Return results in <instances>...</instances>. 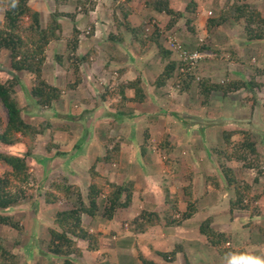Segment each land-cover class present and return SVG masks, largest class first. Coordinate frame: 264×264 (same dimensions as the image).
Instances as JSON below:
<instances>
[{
	"label": "rangeland",
	"instance_id": "374dc122",
	"mask_svg": "<svg viewBox=\"0 0 264 264\" xmlns=\"http://www.w3.org/2000/svg\"><path fill=\"white\" fill-rule=\"evenodd\" d=\"M98 1L101 5L95 13H89L85 18L76 15L75 18L80 35L74 55L81 57L86 52L89 53L87 62L74 63L78 70L75 89L62 93L52 109L33 105L21 89L15 90L14 97L22 108L23 120L33 126L41 122L43 126H48L41 135L36 136L31 156H25L28 171L34 177L32 198L5 212L14 216L21 230L17 232L0 226V241L12 254L18 256L17 264H57L53 257L44 255L45 241L48 238L46 229L51 226V214L56 210L69 208L74 197L70 198L69 204L61 202L45 206L41 195L53 179L64 178L69 184L76 185L83 196L89 181L87 171L94 163L98 184L106 182L122 184L127 181H132L133 184L131 204L124 210H118L111 221H105L98 216L93 219L81 216L84 228L101 234L100 249L106 247V252H111L109 248L114 249L113 245H116L118 238L131 235L125 230L123 223L132 219L140 210L166 212L163 187H168L170 197L172 195L177 197L178 210L182 211L184 196L181 189L188 185L197 200L198 210L195 216L188 222L185 221L188 225L182 223L178 227L168 228L155 226L149 228L145 234L132 235L136 236L134 238L136 245L133 246L135 258L139 252L145 259L162 263L160 257L155 255V251L168 252L174 244H181L188 253L194 248H199L195 257L186 254L189 264H228L233 256L240 257L239 252H242L243 256L264 258V245L251 241V236L257 234L256 227H264V197L259 196L256 203L258 215L250 218L253 221L248 218L249 212L237 211L232 215L228 214L226 204L229 193L224 190L210 153L211 148L222 145V131L247 129L251 131L254 142L257 143L264 166L263 93L258 90L253 92L255 102L251 98L252 94L244 90L234 91L226 96L214 93L206 105H201V97L195 84L198 78L221 83L224 80L237 79L240 75L247 80L254 68L261 69L264 66V41L245 43L240 24H226L209 32L205 31L204 21L216 15L223 0H175L177 2L173 7L177 11L182 10L189 1L195 3L198 9L195 15L186 14L190 20L188 27H193V31L187 30L182 19L166 29L168 17L150 13L144 7L145 0H131L126 3L128 9L131 7L127 17L129 25L142 26L146 34H150L155 26L165 47L170 48L168 42L176 40L179 47H184L187 55L193 52L200 55L199 59L188 64V72L194 76L188 92L179 93L172 85V79L163 88L156 89L153 87V81L161 70L162 62L155 47L151 43L140 47L132 41L131 35L126 33L123 27L122 30H108L99 26L101 23L111 25L113 20L111 2ZM246 2L264 18V0ZM29 5L40 13L42 21L47 13L53 10L51 0H30ZM74 6L75 0H67V4L60 6V10L71 12ZM93 22L99 26L98 32L102 36L92 37ZM61 25L62 38L47 46L41 71V78L57 88H63L75 79L72 69L68 66L65 47V41L70 33V22L63 19ZM91 26L92 34L89 36ZM117 31L121 32L122 40L126 43L125 54L119 56L112 51L106 52L102 45L94 49V44L107 42L104 40L106 32L115 35ZM200 47L203 49L199 50ZM136 49L139 50L138 53L133 54V50ZM176 53L173 57H178ZM54 56H59L61 63H57ZM120 70L123 71L121 74L118 73ZM7 72L6 54L1 51L0 79H8ZM121 75L125 77V81L121 80ZM18 78L27 86L31 80L25 73L18 74ZM135 78L140 80L144 93L143 103L128 102L123 107L115 109L110 106L117 101V97H114L103 101L97 107L94 106L98 93H103L104 89L110 91L119 81L126 82ZM256 81H261V77H256ZM126 95L131 96V90L126 91ZM81 99L86 102H81ZM2 115L4 117L3 112ZM144 128L149 134V144L146 145L148 153L140 157L139 147L142 144L141 135ZM165 134L173 146L168 155L158 147V142ZM107 138L119 141V157L115 165L95 162V159L103 155ZM232 139L236 140L238 137L234 136ZM49 142L53 146H48ZM0 152L24 156V147L18 142L6 148L0 147ZM167 157L174 164L176 172H169L164 168L163 161ZM238 166L239 164L234 168ZM205 175L216 177L222 187L212 190L211 187L204 186L202 179ZM236 177L252 184L254 171L236 170ZM263 185L264 179L261 177L252 185L253 193L259 194ZM97 203L101 205L102 201L99 199ZM205 216H211L212 226L216 230L230 235L229 247L234 253L219 256L214 249L207 247L197 232V225ZM131 239L133 241V238ZM198 240H201L200 245L197 243ZM78 246L83 255L81 254L79 258L70 257L74 264H91L99 261L89 259L90 255L84 250L83 243H79ZM176 255L178 258L173 264H184V256L182 258L181 253ZM107 257L110 256H103L105 259ZM135 260L137 261V258Z\"/></svg>",
	"mask_w": 264,
	"mask_h": 264
},
{
	"label": "trees",
	"instance_id": "16d2710c",
	"mask_svg": "<svg viewBox=\"0 0 264 264\" xmlns=\"http://www.w3.org/2000/svg\"><path fill=\"white\" fill-rule=\"evenodd\" d=\"M109 1L111 2V16L116 30L119 26L123 27V30L131 35L132 41L139 44L140 47L148 43L155 47L162 67L153 81V87L156 89L163 88L172 79V85L177 88L179 93L188 92L194 81V76L188 72L189 61H181L179 57H173L177 51L164 46L155 26H153L150 34H146L142 26L132 27L129 25L127 21L129 9L126 7V3L131 0ZM29 2L30 0H0V52L6 54L9 76L8 79H0V107L2 109V111L0 109V147L6 148L18 142L24 147V156L0 152V169L2 170L0 173V226L17 232L21 230L19 222L14 219V216L7 215L5 212L32 198L34 177L28 171L25 156H31L36 136L41 135L48 125L43 126V122H41L37 126H33L23 120L22 108L14 97L15 90L16 88L21 89L24 96L33 105L52 109L62 93L75 89L78 82V78H76L78 70L74 63L89 60L88 52L81 57L74 55L80 35L75 18L76 15L85 18L95 5L94 0H75L74 10L69 11V13L60 10V6L67 4V0H51L53 10L48 12L42 21L40 13L31 8ZM168 2L169 0H145L144 7L153 15L163 14L168 17L166 29L170 28L177 20L182 19L187 30L193 31V27H188L190 20L186 14L195 15V3L189 1L182 10L175 11L169 7ZM63 19L70 22V33L65 41V47L66 58L69 61L68 66L72 69L75 79L71 84L57 88L41 78V71L47 46L62 38L61 22ZM226 24H240L245 43L264 41V18L259 11L250 7L246 0H223V4L216 15L207 18L203 26L204 30L209 32ZM88 34L91 36L92 26ZM105 40L119 43L122 40V34L120 31H117L115 35L108 34ZM172 43L178 44L176 40H173ZM202 49V47L199 48V50ZM180 50L184 51V47L180 46ZM54 59L57 63H61L59 56H54ZM121 72L123 71L120 70L118 73L121 74ZM22 73L31 77L28 86L21 83L18 78V74ZM256 77H261V81H256ZM195 84L201 97V105H206L214 93L226 96L239 90L251 93V98L254 100L253 92L256 90L261 91L264 96V66L261 69L254 68L247 80L240 75L237 79L224 80L221 83H212L206 78H198ZM128 90H131V96L126 95ZM114 97H117V101L111 103L110 106L115 109L123 107L128 102L143 103L144 93L140 80L135 78L126 82L119 81L110 91L104 89L103 93H98L95 97L94 106L97 107L103 101ZM80 101L86 102L82 99ZM234 136H237L238 139H232ZM141 138L140 157L148 153L146 145L149 144V134L145 128ZM167 139V135H163L158 142V147L164 151V154L168 155L173 146ZM221 142L222 145L211 148L210 153L223 182L224 190L229 193L226 204L227 212L230 215L237 211L249 212L248 218L250 219L258 215L256 203L259 196L264 197V185L259 194L252 191V185L257 183L259 178L264 179V166L257 149V143L254 142L251 131L247 129L222 131ZM48 144L50 147L53 146L50 142ZM118 157L119 141L107 138L104 153L95 159V162L115 165L118 162ZM237 164L239 166L234 168ZM163 166L169 172H176L174 164L168 157L164 159ZM235 169L238 171L253 170L252 184L238 179ZM87 172L89 181L83 196H81L76 185L69 184L64 178L53 179L41 195L45 206H53L61 202L69 204L70 198L74 197L69 208L56 210L51 214V226L46 229L48 238L45 241L44 255L45 257H53L57 264H74L70 257L79 258L81 256L82 250L78 246L79 243H83L84 250L87 252L98 250L101 234L84 228L81 223L82 215L89 219L98 216L105 221H111L118 210H124L131 204L133 197L132 181L122 184L112 182L98 184L96 181L98 174L94 170V163ZM202 180L204 186L211 187L212 190H218L222 187L214 176L205 175ZM181 190L184 196L182 211L178 210L177 197L175 195L170 197L168 187H163V203L167 205L166 212L140 210L132 219L123 223L125 230L131 235H140L151 227H178L191 219L198 210L197 200L193 196L190 186H184ZM99 199L102 201L101 205L97 203ZM197 232L207 247L214 249L219 256L234 253L229 247L230 235L216 230L212 226L211 216H205L198 223ZM256 233L251 236L252 243L264 245V227L257 226ZM182 249L181 244H174L168 252L155 251V255L160 257L162 263L145 259L139 252H137L136 258L139 264H173L176 254H183ZM238 256H243V253L239 252ZM17 263L18 256L12 254L0 241V264ZM184 263L188 264L185 257Z\"/></svg>",
	"mask_w": 264,
	"mask_h": 264
},
{
	"label": "crops",
	"instance_id": "0c3cea01",
	"mask_svg": "<svg viewBox=\"0 0 264 264\" xmlns=\"http://www.w3.org/2000/svg\"><path fill=\"white\" fill-rule=\"evenodd\" d=\"M177 1H175V0H169V2H168V5H169V7L171 8V9H173V10H175V11H177V9H175L173 6L175 5V3H176ZM101 4H100V1H98L97 2V0H96V2H95V5L93 6V10H91L89 13H95V11L98 9V6H100ZM127 7V6H126ZM130 9H131V7H130ZM129 9V13L131 12V10ZM196 10L198 11V9L196 8ZM91 15V14H90ZM129 16V15H128ZM89 18H91V17H89ZM200 19H203V17H200ZM130 24H132V23H130ZM199 24H200V22H199ZM99 26H101V27H105V29H108V30H111V29H116V27H115V25L114 24H112L111 23V25H107V24H99ZM98 26V27H99ZM131 26H133V25H131ZM98 27L96 26V22H93V35H92V37H95V35H98V36H102V35H100L101 33L100 32H98L99 30H98ZM118 29H120V30H122V28H121V26H119V28ZM110 32V31H109ZM108 34H111V33H108V32H106L105 33V36H107ZM106 38V37H105ZM124 38V37H123ZM105 40V39H104ZM125 41L124 40H121V42H119V43H108V42H104V43H102V42H100V44H94L93 45V47H95L94 49H96V48H98L97 46H101L102 45V48L103 49H105V50H107L106 52H109V51H112V52H115V53H117L118 55L119 54H125L124 53V50H126V48L124 47L125 46ZM138 49H136V50H133V54H137L138 53ZM107 54V53H106ZM120 56V55H119ZM122 76V77H121ZM120 76V78H122L121 80H126L125 79V77L123 76V75H121ZM192 219V218H191ZM191 219H189V220H191ZM187 222H188V220H187ZM187 222L185 223V225H188L187 224ZM193 225H194V223H193ZM183 226H184V224H183ZM146 233V232H145ZM144 233V234H145ZM142 235V234H141ZM136 237V236H135ZM135 237H133L132 235H126V236H123V237H121L120 239L118 238L117 240V243H116V245L114 246L113 245V248L114 249H112V248H109L110 250H111V252H106V250H107V248L106 247H104L103 249H102V247H101V249L100 248H98V250L96 251V252H87V254H89L90 256H89V259H94V260H96V259H98L99 261L98 262H92L91 264H121V261H122V264H139L138 263V261H136L135 259V257L133 256V251H134V248H133V246H134V244L136 245V242L134 243V238ZM131 238H133V241H132V239ZM199 242L201 243V240H198V244H199ZM200 245V244H199ZM198 248V247H197ZM197 248L195 249H193V251H191L192 249H188L189 251H191L190 253H188V251H187V249L186 250H184V249H182L183 250V254L181 253V256H182V258H183V256L186 258L187 256H186V254H190L189 255V257H195V255L197 256L198 255V250H197ZM199 249V248H198ZM159 251V250H158ZM206 252V251H205ZM29 253H30V251H29ZM196 253V254H195ZM193 254V255H192ZM200 254V253H199ZM82 255H83V251H82ZM105 255H109L110 257H107L106 259L105 258H103V256H105ZM113 255V256H112ZM111 256H112V258H111ZM83 257V256H82ZM87 257H88V255H87ZM103 258V259H102ZM110 260H109V259ZM177 255L175 256V259L177 260ZM187 259V262H188V258H186ZM176 260H175V262H176ZM196 261V260H195ZM197 262H198V260H197ZM87 263V262H86ZM196 263V262H195ZM185 264V263H184ZM188 264H189V262H188ZM192 264V263H191Z\"/></svg>",
	"mask_w": 264,
	"mask_h": 264
},
{
	"label": "clouds",
	"instance_id": "9594fccd",
	"mask_svg": "<svg viewBox=\"0 0 264 264\" xmlns=\"http://www.w3.org/2000/svg\"><path fill=\"white\" fill-rule=\"evenodd\" d=\"M228 264H264V258L258 256L244 255L240 257L233 256Z\"/></svg>",
	"mask_w": 264,
	"mask_h": 264
},
{
	"label": "built area",
	"instance_id": "2783aa9c",
	"mask_svg": "<svg viewBox=\"0 0 264 264\" xmlns=\"http://www.w3.org/2000/svg\"><path fill=\"white\" fill-rule=\"evenodd\" d=\"M171 41L173 42V40H170L168 42L169 46H170V48L177 51L178 57L180 58L181 61L187 60V61H189L188 64H192L193 61L200 58V55L195 53V52L191 53L190 55H187V53L185 51L180 50V47L178 44H174L175 42L172 43Z\"/></svg>",
	"mask_w": 264,
	"mask_h": 264
}]
</instances>
